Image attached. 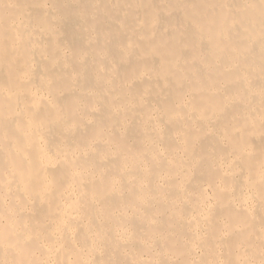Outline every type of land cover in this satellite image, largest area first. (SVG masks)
<instances>
[{"label": "bare ground", "instance_id": "6f19581e", "mask_svg": "<svg viewBox=\"0 0 264 264\" xmlns=\"http://www.w3.org/2000/svg\"><path fill=\"white\" fill-rule=\"evenodd\" d=\"M0 264H264V0H0Z\"/></svg>", "mask_w": 264, "mask_h": 264}]
</instances>
